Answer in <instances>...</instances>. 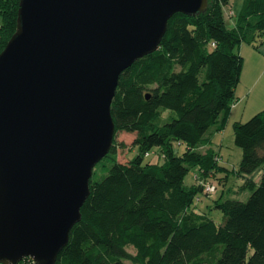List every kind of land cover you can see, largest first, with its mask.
Here are the masks:
<instances>
[{"label":"trees","instance_id":"trees-1","mask_svg":"<svg viewBox=\"0 0 264 264\" xmlns=\"http://www.w3.org/2000/svg\"><path fill=\"white\" fill-rule=\"evenodd\" d=\"M231 1L174 14L160 49L120 75L111 106L114 143L97 165L117 153L119 131L137 132L139 153L127 163L113 156L107 175L91 178L82 219L56 264H264V171L257 187L245 183L253 189L248 200H215L221 223L193 206L201 201L200 183L185 185L193 169L207 180L225 169L214 148L203 149L211 144L207 132L227 124L243 72L241 44L264 43V0H244L232 28L225 12ZM19 7L20 0H0V52L16 31ZM165 110L175 116L160 123ZM234 136L243 150L238 173L263 167L264 110L235 122ZM175 141L186 145L184 153ZM153 148L162 163H145Z\"/></svg>","mask_w":264,"mask_h":264},{"label":"water","instance_id":"water-1","mask_svg":"<svg viewBox=\"0 0 264 264\" xmlns=\"http://www.w3.org/2000/svg\"><path fill=\"white\" fill-rule=\"evenodd\" d=\"M209 0H20L0 52V264H56L113 146L120 75Z\"/></svg>","mask_w":264,"mask_h":264},{"label":"rangeland","instance_id":"rangeland-1","mask_svg":"<svg viewBox=\"0 0 264 264\" xmlns=\"http://www.w3.org/2000/svg\"><path fill=\"white\" fill-rule=\"evenodd\" d=\"M243 2L244 0H232L230 5L225 8V12L227 15V24L229 27H234L236 22H238ZM229 13H232L233 15L230 17L228 16ZM174 116V112L165 110L164 112H162V117L159 122L166 123L172 120ZM136 137L137 132L119 131L117 134V153L112 154L99 165H96L92 178L94 180H100L107 175V171L111 163L114 161L113 156H115L118 161L123 163H127L130 160H133L139 153V147L134 146ZM224 138V149L222 153L220 152L218 158L220 161V165L225 169L217 171V175L215 178H208L211 182H214L216 184L217 190L215 193L210 194L209 196L205 195L204 192H200L198 197L201 198V201H197L195 198V202L193 204V206H197L199 209L207 211L211 215V217H213L218 223L222 222L223 213L220 209L214 207L215 200H248L253 193V189H251L250 187H245V183L248 181V179H252L255 181L257 187L260 183L261 175L264 171V166H261L249 175L244 176L238 173L239 164L243 157V150L241 147L236 145L234 132L231 127L224 133ZM121 143L123 144V146ZM173 145L175 151L179 154H182L186 151V145H184L183 143L175 141ZM217 149L219 151V147ZM157 150L158 148H153L150 151V155L145 157V163H162L164 161L162 157L158 159ZM198 172V169L191 170L185 177V185L191 186L196 182L199 183L200 179L198 178ZM130 250L133 251L132 248H130Z\"/></svg>","mask_w":264,"mask_h":264},{"label":"crops","instance_id":"crops-1","mask_svg":"<svg viewBox=\"0 0 264 264\" xmlns=\"http://www.w3.org/2000/svg\"><path fill=\"white\" fill-rule=\"evenodd\" d=\"M239 52L244 58V66L241 80L235 90L236 99L232 104L227 124L224 129H221L219 125L213 126L207 132V136L211 138V144L203 147V149L214 148L218 155L224 149V133L230 127L234 132L235 122H245L264 110V43L257 48L243 42ZM216 175L211 178H215Z\"/></svg>","mask_w":264,"mask_h":264},{"label":"built area","instance_id":"built-area-1","mask_svg":"<svg viewBox=\"0 0 264 264\" xmlns=\"http://www.w3.org/2000/svg\"><path fill=\"white\" fill-rule=\"evenodd\" d=\"M150 153H146V156H149ZM219 161V158H217ZM220 162V161H219ZM200 179V185L203 188V192L207 195L213 194L217 190V186L214 182H211L209 179L199 178ZM198 200H200V197H197ZM19 264H34V260L32 258H25L23 261H21Z\"/></svg>","mask_w":264,"mask_h":264}]
</instances>
